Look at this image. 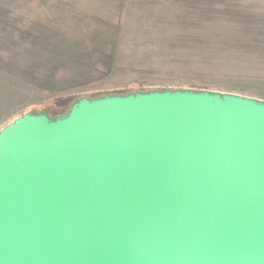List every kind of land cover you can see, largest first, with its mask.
Masks as SVG:
<instances>
[{
	"label": "water",
	"instance_id": "water-1",
	"mask_svg": "<svg viewBox=\"0 0 264 264\" xmlns=\"http://www.w3.org/2000/svg\"><path fill=\"white\" fill-rule=\"evenodd\" d=\"M0 264H264V101L139 90L17 117Z\"/></svg>",
	"mask_w": 264,
	"mask_h": 264
},
{
	"label": "rangeland",
	"instance_id": "rangeland-1",
	"mask_svg": "<svg viewBox=\"0 0 264 264\" xmlns=\"http://www.w3.org/2000/svg\"><path fill=\"white\" fill-rule=\"evenodd\" d=\"M146 3L0 0V130L102 92L208 89L264 101V77L239 75L244 69L174 66L164 49L180 45L148 34Z\"/></svg>",
	"mask_w": 264,
	"mask_h": 264
},
{
	"label": "crops",
	"instance_id": "crops-1",
	"mask_svg": "<svg viewBox=\"0 0 264 264\" xmlns=\"http://www.w3.org/2000/svg\"><path fill=\"white\" fill-rule=\"evenodd\" d=\"M146 5L153 8L148 34L162 37L156 42L165 46L180 45L164 49L167 59L180 62L174 66L244 69L239 75L264 77V0H147Z\"/></svg>",
	"mask_w": 264,
	"mask_h": 264
},
{
	"label": "trees",
	"instance_id": "trees-1",
	"mask_svg": "<svg viewBox=\"0 0 264 264\" xmlns=\"http://www.w3.org/2000/svg\"><path fill=\"white\" fill-rule=\"evenodd\" d=\"M135 91H139V90H126V91H114V92H102V93H97V94H91V95H88V97H90V98H94V97H101V96H104V95H106V94H127V93H131V92H135ZM144 91H147V90H144ZM82 96H80V97H75L74 99H73V101L69 104V106L67 107V108H65V109H63V110H61V111H59V112H57V113H51V112H49L48 110H46V112H48V114L50 115V116H58V115H62V114H65V113H67L68 111H69V109L71 108V105L73 104V102H75L76 100H78L79 98H81ZM36 112H40V111H36ZM25 114V113H24ZM23 115V114H22ZM21 116V115H20ZM15 120V119H14ZM13 120V121H14ZM12 121V122H13ZM9 124V123H8ZM7 124V125H8Z\"/></svg>",
	"mask_w": 264,
	"mask_h": 264
}]
</instances>
